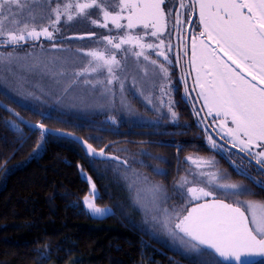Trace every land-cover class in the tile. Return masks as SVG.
<instances>
[{
	"label": "snow or ice",
	"instance_id": "1",
	"mask_svg": "<svg viewBox=\"0 0 264 264\" xmlns=\"http://www.w3.org/2000/svg\"><path fill=\"white\" fill-rule=\"evenodd\" d=\"M177 4L190 16H198L200 30L198 37L192 35L190 38V64L195 68L192 88L195 90L198 87L196 99L201 100V108L196 110L193 105V114L200 117L201 111L206 109L207 115L213 117L212 125L204 128L205 133H210L205 137L206 143L210 149L222 154L238 175L247 177L264 191V179H257L248 167L237 164L232 159L231 149L223 143L227 141L232 148L239 149V154H246L249 165L254 163L255 171L264 176V0H0V48H23L29 41H39L41 37L53 42L52 47L56 48L55 34L77 18L110 33L122 32L97 37L103 42L105 50H77L87 59V64L73 71L71 75L74 79L64 91L80 83L96 91L102 89L101 98L114 101L116 92L112 86L117 83L119 102L130 109L124 96L125 85L114 72V67L119 68L121 63L116 58V52L131 50L134 57L148 60L145 49H157V55L170 63L165 41L159 39L158 44L145 43L144 37L159 38L166 31L168 16ZM38 6L39 12L36 11ZM93 16L98 18L93 19ZM182 24L177 16L173 28ZM136 29H141L143 35H134L133 30ZM86 36L91 38L96 33L90 32ZM86 36H61L60 39L84 40ZM125 45L129 48H124ZM36 46L32 44L33 48ZM167 47L171 49L170 44ZM31 55L26 53L22 58L14 51H0V65L6 69H11L13 65L23 68L20 61L27 60ZM150 63L155 66L154 79L157 83L154 87L159 91L158 103L167 108L166 114L175 123L178 114L173 110L175 102L171 98L169 69L165 63H157L156 60ZM63 64L64 61L57 59L44 62L32 57L28 70H46L53 77H63L66 75L61 70ZM105 73L106 80L98 79ZM181 79L184 80L183 77ZM56 82L59 83V80ZM0 84L20 94L18 88H9L6 78H0ZM98 85L100 88H97ZM184 96L191 99L186 81ZM147 103L153 102L148 99ZM8 111L20 117L14 109L8 108ZM204 119L206 117L201 118L200 123ZM20 120L29 130H40V142L35 151L44 147L46 136L58 133V130L50 129L43 123L33 124L23 117ZM9 123L16 132L22 133L19 123L14 120ZM213 134L217 139H213ZM59 135L67 138L72 134ZM21 142H25L23 134ZM79 142L88 157L120 161L125 166L129 164L127 159L121 161L118 156H107L104 149L97 151L87 141ZM185 160L190 164L186 169L188 174L175 181L176 193L184 202L182 206L173 205L171 210L162 207L171 199L164 193L163 186L150 184L146 176L133 172L130 188L136 192L137 204L144 198L143 193H149L145 203L140 205L141 209L185 252L210 257L201 260L200 264H257L250 257H260L258 264H264V203L242 199L255 194L252 188L229 182L230 174L219 169L214 158L187 156ZM81 172L83 174L82 169ZM86 179L90 185L88 194L82 200L86 210L96 217L114 215L111 208L97 206L96 200L100 195L96 184L90 177ZM200 185L211 186L232 202L217 199L214 191ZM37 251L42 259L49 258L46 251Z\"/></svg>",
	"mask_w": 264,
	"mask_h": 264
},
{
	"label": "trees",
	"instance_id": "2",
	"mask_svg": "<svg viewBox=\"0 0 264 264\" xmlns=\"http://www.w3.org/2000/svg\"><path fill=\"white\" fill-rule=\"evenodd\" d=\"M188 18L189 14L185 29ZM176 39L179 43L182 38ZM41 41L50 42L41 38L23 47ZM171 57L175 63L180 61L178 52ZM173 77L171 98L178 114L175 123L166 114L168 110L161 112L158 100L152 104L153 112L132 92L129 94L135 106L151 114L156 122L142 125L119 118L86 117L37 103H9L0 97L27 119L80 135L96 148L106 147L108 153L129 162L125 166L115 160L88 157L76 141L54 134L46 136L44 147L35 151L40 130H29L0 106V264H200L210 259L189 258L161 243L149 231L146 224L151 217L136 203V192L130 188L133 172L138 173L150 184L163 186L171 199L162 207L172 208L175 202L182 206L175 181L186 174L189 162L185 157L190 154L214 158L217 167L230 174L229 182L252 188L255 194L243 198L264 202V191L238 175L222 154L208 147L204 128L196 122V115L177 86L182 81L178 63ZM11 118L20 124L22 133L11 126ZM231 152L237 164L248 167L257 179H264L253 164ZM84 175L96 184L100 195L96 204L110 206L114 215L95 217L86 210L82 200L90 185ZM37 250L46 251L49 258L42 259Z\"/></svg>",
	"mask_w": 264,
	"mask_h": 264
},
{
	"label": "rangeland",
	"instance_id": "3",
	"mask_svg": "<svg viewBox=\"0 0 264 264\" xmlns=\"http://www.w3.org/2000/svg\"><path fill=\"white\" fill-rule=\"evenodd\" d=\"M39 6L36 8V11L39 12ZM165 11H168L166 7ZM183 10L172 9V13L169 14L167 20V29L166 31L159 37L155 38L152 36H145L144 42L145 43H153L158 44L159 39H163L165 41V51L168 56H170L173 52V47L178 46V37H181L184 41V29H185V22L188 16V11L183 15ZM179 16L183 24L174 29L173 24L175 23L176 17ZM98 17L93 16V19ZM198 21V16H197ZM111 27V25H110ZM95 32L96 36L88 38L86 37L84 40L79 39H60L61 36H80L86 35L87 33ZM172 32L173 36L171 38L168 37V34ZM123 34L117 33L116 31L108 32L106 29L97 28L94 25H91L87 22H81L79 18L70 22V25L67 27H62L61 32L56 33L57 40L55 41L57 44L56 48L52 47L53 42L45 43L41 41L36 43L37 47L33 48L32 45H28L23 48L19 49H2L0 51H14L20 57H25V54L28 51L32 55L28 57L27 60L22 59L20 64L24 67L20 68L16 65H13L11 69H6L2 65H0V78H6L9 84V88L11 89H19L20 94H16L15 92L5 89L2 84H0V97L2 99H6L9 103L14 104H33L37 103L39 105H46L47 107L51 108L52 110L58 109L66 110L69 112H78L83 114L86 117L89 116H102L107 118L108 120H113L115 118H119L120 120L124 121H133L135 124H147L156 122L151 117V114H147L139 110L135 104L133 103L132 99L130 98V92L134 93L136 97H140V101L142 105L147 107V109H151V111L156 112L153 110V103L154 96L159 95L158 88L154 87L156 84V80L154 79L155 66L150 63L151 60H156L157 63H165L162 59L157 55V49H145V56H148V60H145L144 57L136 58L132 55V51L129 50L125 53L123 50L116 52V58L121 63L119 68L114 67L115 74L120 77V80L124 83V96L126 97V103L130 105V109L128 107H123L120 104V93L118 90L117 83H114L113 90L116 92V96L114 101L110 99H102L101 98V91L93 90L90 86H86L83 84L78 83L77 86L73 88H69L67 92L64 91L67 88L74 77L71 75L73 71H77L82 68L85 64H87V59L83 56L82 53L77 52L78 49H84L85 51L90 49H97V50H105L103 42L99 41L97 37L102 35H117ZM134 35H143V31L141 29L133 30ZM183 35V36H182ZM166 36V38H165ZM43 38V37H41ZM60 40V41H59ZM171 45V49L169 50L167 45ZM183 44V42H182ZM42 45V47H40ZM39 47V48H38ZM124 48H129L128 45H125ZM35 50V51H34ZM137 51L139 49H136ZM32 57H35L36 61H51L53 59L64 61L63 67L61 68L62 71L66 73L63 77H53L49 72L46 70H28V66L32 62ZM123 60V61H122ZM178 63V60H177ZM168 67L167 64H165ZM51 67V65H49ZM170 73V80L174 77L173 68L168 67ZM23 77L24 79L21 80L20 78ZM91 79V77H89ZM107 74L105 73L102 76H99L98 79L106 80ZM59 80V83L56 81ZM172 88L171 94L173 91V84L170 81ZM133 84L135 85V89L133 90ZM97 88H100L98 85ZM62 89V90H61ZM172 97V96H171ZM151 99L152 104H148L147 100ZM160 105V104H159ZM159 105H156L159 110ZM161 112L164 113L167 109L161 107ZM152 112V113H153ZM11 121H16V119L11 118ZM17 122V121H16ZM18 123V122H17ZM187 156L195 157H202L208 158L207 156L197 155V154H190ZM190 167V164H189ZM188 167V168H189ZM188 173L186 172L185 175ZM184 175V176H185ZM85 177H89L88 175H84ZM189 179H192L189 176ZM94 182L93 180H91ZM142 187L144 185H141ZM191 186V185H189ZM205 187L208 191H214L215 196L217 199L225 200L226 202L231 203L232 200L223 195L219 191H215L211 186L207 185H200ZM165 193V191H164ZM150 196L149 193H143L142 199H140V205H143L146 199ZM242 199H246L243 198ZM250 200V199H247ZM254 201V200H251ZM258 203H264L259 201H254ZM137 203V197H136ZM177 206V203H174ZM99 206V205H97ZM105 208H111L110 206H99ZM171 210V208L169 207ZM145 212V211H144ZM96 217V216H95ZM150 229L149 231L161 242L167 245L166 247L181 252L182 254L188 256L189 258L199 260L200 256L196 254L187 253L185 252L181 246L173 241V239L167 234V232L159 225L154 224L153 221L148 220L146 224ZM261 260H257V263Z\"/></svg>",
	"mask_w": 264,
	"mask_h": 264
},
{
	"label": "flooded vegetation",
	"instance_id": "4",
	"mask_svg": "<svg viewBox=\"0 0 264 264\" xmlns=\"http://www.w3.org/2000/svg\"><path fill=\"white\" fill-rule=\"evenodd\" d=\"M190 15H189V18H188V21H189V19H190ZM187 24H188V22H187ZM186 27H187V25H186ZM199 27H198V21H197V18H196V20H195V22H194V24H193V26H192V30H191V36L192 35H197V37H198V33H199ZM185 33H186V29H185ZM173 36V34H172V32H170V34H168V37L169 38H171ZM70 37H73V36H70ZM190 48H191V41H190ZM190 48H189V58H190V60H191V51H190ZM178 52V55H179V62H178V64L180 65V68H181V72H182V77L184 78V80L183 81H181V85H177L178 87H180L179 89H180V91H182V95L184 96V81H186L187 82V84H188V86H189V92H190V94H191V99H188V98H185V96H184V98H185V100L188 102V104L190 105V107L192 108V110H193V105H195V108H196V110H200L199 109V106H198V103H197V100H196V97H195V95H194V92L193 91H195L196 93L198 92V87L195 89V90H193L192 89V84H191V82H190V78H189V75H188V71H187V66H186V46H185V35H184V41H183V44H182V40H180V42H179V44H178V47H176V46H174L173 47V54H175V53H177ZM172 55V54H171ZM171 55L170 56H168V58H169V60H170V63H166L165 61H163V62H165V64H167L168 65V67H171V68H173V72H175V65H176V63H175V61L172 59V57H171ZM195 75H196V73H195V68H194V66H192L191 65V76H192V80H193V83H194V77H195ZM175 84H173V86H174ZM157 97H158V94L157 95H155L154 96V101L155 100H157ZM200 100V99H199ZM200 104H201V100H200ZM204 113H205V115H206V119H207V121H208V123L210 124V126L212 125V120H213V117L212 116H208L207 115V112H206V109L204 110ZM170 119H171V117H169ZM201 118H203V115L201 114L200 115V117H195V119H196V122L198 123V125L200 126V127H203V128H205V127H207V124H206V122H205V120H203V123H200V120H201ZM207 134H210V133H205V136L207 135ZM213 139H217L215 136H213ZM218 142H220V141H218ZM227 142V141H226ZM228 143V142H227ZM226 146V145H225ZM226 148H228V149H230L229 147H227L226 146ZM233 152H236L235 150H233V149H231ZM237 154H239L238 152H236ZM240 156H242L243 158H245L246 160H248L245 156H243L242 154H239ZM235 156V155H234ZM235 159H237V160H241V158L240 157H237V156H235ZM254 165V164H253ZM255 166V165H254Z\"/></svg>",
	"mask_w": 264,
	"mask_h": 264
},
{
	"label": "water",
	"instance_id": "5",
	"mask_svg": "<svg viewBox=\"0 0 264 264\" xmlns=\"http://www.w3.org/2000/svg\"><path fill=\"white\" fill-rule=\"evenodd\" d=\"M196 18H197V15H191V17H190V19H189V21H188V24H187V27H186V33H185V46H186V66H187V71H188V75H189V78H190V82H191V84L193 85V80H192V76H191V64H190V58H189V48H190V38H191V30H192V26H193V24H194V22H195V20H196ZM81 36V35H80ZM84 36H86V35H84ZM87 37V36H86ZM163 61H164V58L163 57H160ZM170 61V60H169ZM166 63H168V62H166ZM193 89V88H192ZM194 92V95H195V97L197 96V93L195 92V91H193ZM197 100V103H198V106H199V109L201 108V104H200V100L199 99H196ZM4 105H7L8 107L7 108H5L4 107ZM0 106L2 107V108H4L5 110H7L8 111V108H11V109H14L15 110V112H18V113H20L15 107H13L12 105H10V104H8L7 102H5V101H3L1 98H0ZM9 112V111H8ZM9 113H11L18 121H20L21 122V120H20V117H23L24 118V120H28V121H31V120H29V119H27L25 116H23L21 113H20V117H17V116H15V113L14 112H9ZM201 114L203 115V117H206V115H205V113H204V110L203 111H201ZM205 120V122H206V124H207V127L208 126H210V124L208 123V121H207V119H204ZM33 122V124H39L40 122H34V121H32ZM22 123V122H21ZM24 124V123H23ZM46 127H48V128H50V129H56V130H58V133L57 134H54V135H57V136H61V135H59V133H70V134H72L71 136H69L68 138H70V139H73V137H77V138H79L78 140H76V139H73L74 141H76L82 148H83V146L80 144V140H84V141H87L86 139H84L82 136H80V135H77V134H75V133H72V132H69V131H66V130H62V129H57V128H53V127H50V126H47L46 125ZM213 136H215L214 134H213ZM216 137V136H215ZM217 138V137H216ZM87 143L88 144H91V143H89L88 141H87ZM227 147H229L230 149H233V150H235L236 152H238L239 153V149H237V148H232V145L230 144V143H227L226 141H224L223 142ZM92 145V144H91ZM93 146V145H92ZM97 151H99L100 149L99 148H96L95 146H93ZM101 149H104V152L107 154V156H117V155H115V154H110V153H108L107 151H106V147H103V148H101ZM83 150H84V148H83ZM85 152V151H84ZM243 156H245L246 157V154H242ZM119 157V156H118ZM95 159H102V160H108V159H106V158H100V157H96ZM120 159H121V161L122 160H124L123 158H121L120 157ZM248 159V158H247ZM118 162H120V161H118ZM254 164V163H253ZM249 259H251V260H253V261H257V260H259L260 259V257H250Z\"/></svg>",
	"mask_w": 264,
	"mask_h": 264
},
{
	"label": "bare ground",
	"instance_id": "6",
	"mask_svg": "<svg viewBox=\"0 0 264 264\" xmlns=\"http://www.w3.org/2000/svg\"><path fill=\"white\" fill-rule=\"evenodd\" d=\"M45 41V40H44ZM47 42V41H46ZM49 44V43H48ZM32 47V46H31ZM37 47V46H36ZM39 48V47H38ZM35 51V50H34ZM32 52V51H28L27 53ZM123 61V60H122ZM121 65V64H120ZM62 90V89H61ZM20 122V121H19ZM100 160V159H99ZM114 161V160H113ZM117 162V161H116Z\"/></svg>",
	"mask_w": 264,
	"mask_h": 264
}]
</instances>
